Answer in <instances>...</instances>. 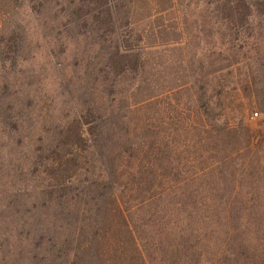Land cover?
<instances>
[{
  "label": "trees",
  "instance_id": "1",
  "mask_svg": "<svg viewBox=\"0 0 264 264\" xmlns=\"http://www.w3.org/2000/svg\"><path fill=\"white\" fill-rule=\"evenodd\" d=\"M116 1L0 0V52L6 49L12 58L21 54L24 9L40 28V39L52 42L58 31L67 36L74 31L87 53L75 83L83 92L77 97L81 113L43 127L42 135L27 142L25 164L42 159L38 178L24 193L0 179V262L9 257L8 264L21 259L26 264H205L218 257L213 250L235 246L245 264H257L249 244L262 226L261 204L223 200L221 187L194 186L207 167L176 174L168 123L153 116L152 108L189 95L200 79L247 63L235 58L237 51L264 55V0L201 1L209 12L192 36L186 13L175 19L178 0H158L164 6L154 16L148 13L150 21L143 27L130 23L126 32ZM199 37L203 50L217 49L218 63L208 58L215 54L203 55L195 67L194 55H184L188 41ZM221 62L226 65H216ZM69 84H75L64 85L72 97ZM202 90L193 102L206 114L213 103ZM2 91L0 86V125L8 129L5 139L20 148L23 142L15 138L28 139L21 125L24 107L3 105ZM196 143L189 148L202 141ZM185 151L184 163L197 162ZM65 174L72 187L62 179Z\"/></svg>",
  "mask_w": 264,
  "mask_h": 264
},
{
  "label": "rangeland",
  "instance_id": "2",
  "mask_svg": "<svg viewBox=\"0 0 264 264\" xmlns=\"http://www.w3.org/2000/svg\"><path fill=\"white\" fill-rule=\"evenodd\" d=\"M201 1L204 0H178L175 5V19L179 14L186 13L191 36L199 30V25L203 21L202 15L209 12ZM116 2L114 5L121 11L120 24L125 32L124 27L130 23L145 26L150 21L145 18L148 13L153 12L154 16L155 10L164 6V3L158 0ZM130 14L131 18L128 19ZM21 15L26 38L23 50L17 58H12L8 51L3 49V44L1 45L3 50L0 52V86L4 89L3 105L8 103L13 106L18 103L23 105L21 125L24 129L23 134L28 139L16 137L15 139H19L17 141L23 144L20 148L14 149L16 140L9 142L10 139H5L8 129L0 125L4 132L0 133V179L3 177V182L8 181L16 185L24 193L27 186L38 178L43 167L42 159L37 160L36 165L31 167L30 162L28 166L27 162L25 164V156L29 155L27 142L32 143L42 135L43 127L68 121L77 113H81L77 97L82 96L83 92L79 89V84L75 83L78 81V71H82V67H78L79 62L83 60L82 65L84 64L87 53H84L86 46L82 39L77 38L74 31L69 36L63 31H58L56 41L50 42L48 38L43 41L38 37L40 28L36 26L32 17L24 12V9L21 10ZM172 21L173 17L170 16L169 23L172 24ZM247 33L249 32L246 31ZM125 35L131 37L128 33ZM201 38L203 37L188 41L184 55L187 57L194 55L195 67L198 61L210 54L215 55L208 58L218 63L217 49L208 47L209 52L203 50L204 42ZM241 40L245 45V37ZM214 43L215 41H212L211 45ZM236 54V59L247 63L200 79L194 84L192 93L181 95L176 101L163 100L160 105L152 108V115L157 116L158 120L166 119L168 123L166 129L169 140L174 143L170 150L171 164L176 174L182 169H185L187 174L197 173L199 169L207 167L204 174L195 181L194 186H203L206 189L221 187L218 195L223 197V200L247 199L261 204L262 226L254 237L255 242L249 244L251 247L249 253L256 255L257 264H260L259 259H262L264 264V74L259 71V64L263 63L261 60L264 59V55L257 56L252 50L249 52L241 50ZM216 65L220 67L226 63ZM64 81L75 84L68 85L72 97L66 94ZM202 89L206 90V99L213 103L206 114H203L198 104L193 102L195 94ZM110 99L115 101L114 96H110ZM227 128L232 132L227 133ZM199 141L202 143L196 146V149L189 148ZM5 145H8V148H4ZM185 148L191 152L190 157L197 159V162L184 163V158L189 157L185 154ZM10 158L13 162L20 161V164H14L15 166L8 164ZM30 171L32 174H29ZM62 179H65L66 186L74 185L70 184L71 178L68 174ZM11 242L15 244L13 239ZM19 245L23 247L25 244ZM235 252V246L226 250L221 248L217 252L213 250L212 254L219 253L218 257L215 259L210 256L211 261L206 260L205 264H226L227 259L230 260V264H245ZM6 260L8 264L9 257ZM20 264L26 262L21 259Z\"/></svg>",
  "mask_w": 264,
  "mask_h": 264
}]
</instances>
